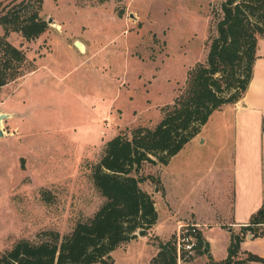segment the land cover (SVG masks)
I'll return each mask as SVG.
<instances>
[{
    "label": "rangeland",
    "instance_id": "rangeland-1",
    "mask_svg": "<svg viewBox=\"0 0 264 264\" xmlns=\"http://www.w3.org/2000/svg\"><path fill=\"white\" fill-rule=\"evenodd\" d=\"M19 1L0 0V9ZM222 1L41 0L46 31L30 42L8 34L34 71L0 88V114L8 115L0 122V253L18 240H42L46 232L62 238L76 221L93 216L103 199L87 177L88 165L113 136L158 122L186 71L205 62ZM221 125L213 115L166 166L141 165L140 187L154 198L157 229L112 251V264H148L158 242L175 238L176 222L201 224L197 232L208 255L225 258L229 231L239 227L215 224L227 217L216 192L228 189L229 173L222 172L221 184L214 181L216 171L230 165L231 139ZM203 190L209 194L202 197ZM164 205L175 219L163 222ZM242 205L236 207L241 220ZM239 250L264 259V238L242 240ZM199 251L179 264L205 263Z\"/></svg>",
    "mask_w": 264,
    "mask_h": 264
},
{
    "label": "trees",
    "instance_id": "trees-1",
    "mask_svg": "<svg viewBox=\"0 0 264 264\" xmlns=\"http://www.w3.org/2000/svg\"><path fill=\"white\" fill-rule=\"evenodd\" d=\"M40 4L41 0H20L0 9V88L34 71L24 52L6 37L15 33L30 42L44 33L47 25L39 15ZM219 12L205 62L186 71L183 87L160 109L158 122L113 136L104 143L98 159L88 165L87 177L103 199L93 216L76 221L62 238L46 232L36 242L16 241L0 253V264H112V251L134 239L135 232H147L154 226L153 201L140 187L141 165L166 166L199 134L213 112L242 98L251 77L256 41L264 39V0H224ZM145 179L152 180L151 176ZM48 195V191L40 192L44 202ZM246 234L251 239L263 236L264 204L236 233L229 231L225 258L213 260L199 233L195 250L206 253L203 264H264V259L239 250ZM155 249L148 264H176L174 237L158 242ZM243 253L244 258L239 256Z\"/></svg>",
    "mask_w": 264,
    "mask_h": 264
},
{
    "label": "crops",
    "instance_id": "crops-1",
    "mask_svg": "<svg viewBox=\"0 0 264 264\" xmlns=\"http://www.w3.org/2000/svg\"><path fill=\"white\" fill-rule=\"evenodd\" d=\"M213 115H217V119L220 120L222 128L227 133L226 137L231 139L230 150L227 152L229 154L228 158L230 165L228 168L226 166L223 168L221 167L220 170H217L214 174V181L220 183L224 175L222 172L225 171L229 173V177L227 178L228 189L225 192H221V194L219 191L216 192L217 195H219L218 199L225 201L224 216L227 217H222L220 220L218 219V222L215 224L219 225L227 221V224L234 228L241 227L246 224L249 216L264 204V39L258 38L256 41L251 77L242 98L233 105L221 107L218 111L213 112L209 120ZM196 137H200V133ZM221 152L223 151H220V153ZM160 182L164 184L161 176ZM163 186L166 187L165 184ZM144 191L147 192L146 190ZM164 193H166L164 196L166 201L167 188H164ZM201 193L202 197H204L205 194H209V192L204 190ZM151 199L157 218H159L156 203L152 196ZM239 202H243L242 207L243 211H245V215L243 216L244 219L242 220L237 217L236 207ZM166 207L168 208L169 205L166 204ZM166 207L164 205V209L162 210L163 222L169 221V219L172 218L175 219L173 216L177 215L173 213L172 210V214L171 212L168 213ZM220 211L219 209V212ZM189 213L190 215L193 214L192 212H186L184 216L189 215ZM215 214L212 213L213 216ZM157 223L156 219V223L150 231L153 232L157 229ZM194 224L201 225L199 223ZM177 225L176 222V226ZM162 234V236L165 235V233ZM166 234H168V232H166ZM156 235L159 236L158 234ZM159 237L162 239L161 236ZM263 238L264 234L261 238H256V240ZM245 239L252 240L249 235L243 240ZM133 241L134 240H130L124 244Z\"/></svg>",
    "mask_w": 264,
    "mask_h": 264
},
{
    "label": "built area",
    "instance_id": "built-area-1",
    "mask_svg": "<svg viewBox=\"0 0 264 264\" xmlns=\"http://www.w3.org/2000/svg\"><path fill=\"white\" fill-rule=\"evenodd\" d=\"M200 226L197 224H178L175 229L176 264L184 257L192 256L196 248V234Z\"/></svg>",
    "mask_w": 264,
    "mask_h": 264
},
{
    "label": "water",
    "instance_id": "water-1",
    "mask_svg": "<svg viewBox=\"0 0 264 264\" xmlns=\"http://www.w3.org/2000/svg\"><path fill=\"white\" fill-rule=\"evenodd\" d=\"M52 23V20L51 19H48L47 20V24H51ZM53 26H56V25H53ZM73 46H74V48H76L77 50H79V48H80V43L78 42V41H75L74 43H73ZM8 117V115H6V114H0V122L2 121V120H4V119H6ZM0 137H2V131H1V129H0ZM142 231H137V232H135V236H141L142 235ZM250 237V236H249Z\"/></svg>",
    "mask_w": 264,
    "mask_h": 264
},
{
    "label": "bare ground",
    "instance_id": "bare-ground-1",
    "mask_svg": "<svg viewBox=\"0 0 264 264\" xmlns=\"http://www.w3.org/2000/svg\"><path fill=\"white\" fill-rule=\"evenodd\" d=\"M80 43V42H79ZM79 49H82V45H81V43H80V48Z\"/></svg>",
    "mask_w": 264,
    "mask_h": 264
}]
</instances>
